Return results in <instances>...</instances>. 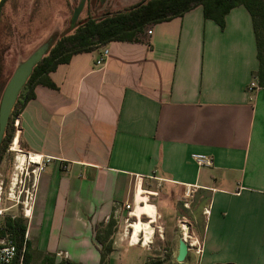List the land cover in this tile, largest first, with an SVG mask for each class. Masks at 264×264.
Here are the masks:
<instances>
[{
    "label": "crops",
    "instance_id": "obj_1",
    "mask_svg": "<svg viewBox=\"0 0 264 264\" xmlns=\"http://www.w3.org/2000/svg\"><path fill=\"white\" fill-rule=\"evenodd\" d=\"M258 69L244 6L224 28L199 6L58 66L56 89L37 86L19 115L22 151L52 159L27 218L32 264L46 255L100 264L94 228L114 218L123 230L136 188L135 223L154 235L142 215L166 228L186 220L200 264H264V88L256 80L250 91ZM147 197L155 204L140 205ZM118 244L110 264L125 255Z\"/></svg>",
    "mask_w": 264,
    "mask_h": 264
},
{
    "label": "trees",
    "instance_id": "obj_2",
    "mask_svg": "<svg viewBox=\"0 0 264 264\" xmlns=\"http://www.w3.org/2000/svg\"><path fill=\"white\" fill-rule=\"evenodd\" d=\"M199 6L204 8L205 18L215 21L222 28L225 27L226 16L231 10L240 6L248 10L253 19L259 60V69L255 76L259 87L264 88V0H143L115 13L89 15L83 20H78L69 34L60 38L54 36L46 56L34 68L12 111L0 148V166L15 137L13 118L19 116L28 102L35 98L34 90L37 86L56 89L50 74L56 71L58 66L68 64L76 55L94 52L112 42H134L149 25L182 17ZM27 230L28 222L22 217H6L0 223V238L9 237L17 247L15 264H32L26 243ZM94 230L100 246V264H110L114 245L112 238L117 231V221L111 218L106 225L97 224ZM41 264L78 263L65 259L57 263L54 256L46 255ZM146 264L165 263L160 259H152Z\"/></svg>",
    "mask_w": 264,
    "mask_h": 264
},
{
    "label": "rangeland",
    "instance_id": "obj_3",
    "mask_svg": "<svg viewBox=\"0 0 264 264\" xmlns=\"http://www.w3.org/2000/svg\"><path fill=\"white\" fill-rule=\"evenodd\" d=\"M80 1L81 0H25L21 3L24 8L19 12L17 21L14 22L16 25L15 32L9 34L10 39H8V34L5 35V43L3 44V61L0 75V103L5 87L19 64L31 56L52 36L60 38L70 33V21L73 17V11L79 5ZM142 1L143 0H106L105 3L102 4L100 0H89L88 6L83 11L80 19L83 20L89 15L101 16L106 13H115ZM41 8L45 10V23L39 24V22L36 21L30 26L27 23L29 13L34 9L37 15L38 10ZM16 164V154L11 152L9 148L0 166V185L3 184L1 200H3L5 206H9L15 202L18 203L16 200L18 199L19 187L22 186L21 179L26 181L24 184H28L29 177L26 172L21 174L16 170ZM10 193L13 196H9ZM24 195L21 201H26V195ZM11 197L12 201L9 199ZM155 202L154 199L150 200V204L154 205ZM10 214L22 217L24 221H27V218L24 216V207L22 204H19L12 211L7 213V215ZM142 217V221L147 223L148 218L145 216ZM182 222H186L188 225L186 220L175 218L173 225H169V227L166 228L161 224V219L159 218L158 224L163 226L162 232L159 233L156 231V234L152 236L153 238H151L150 244L147 246L143 244L131 246L129 240L121 243L119 241L118 249L119 251H124L125 255L123 256V254L121 255L118 253L117 264H146L152 259H160L165 264H200V256L197 255L194 250L190 252L185 262L179 263L176 260L179 240L183 238V231L181 229ZM188 228L189 233L190 227ZM122 234L123 230L117 227L116 234L112 238L114 245L117 243L118 239L121 238Z\"/></svg>",
    "mask_w": 264,
    "mask_h": 264
},
{
    "label": "built area",
    "instance_id": "obj_4",
    "mask_svg": "<svg viewBox=\"0 0 264 264\" xmlns=\"http://www.w3.org/2000/svg\"><path fill=\"white\" fill-rule=\"evenodd\" d=\"M153 31L151 29H149L147 31V35L150 36L152 35ZM110 57V50L108 48H105L102 52V54L100 55V57L98 58V60L96 61V65L98 67H103L106 63L107 60ZM256 78L254 79V81L252 82L251 86H250V91L254 90L256 88ZM13 125L15 127V137L14 140L11 144L10 147V151L14 152L16 154V163L19 159V155L23 154L24 152L22 151L19 142L16 144V139H17V135L20 132V116L14 117L13 118ZM26 155V154H25ZM35 157V156H33ZM37 158V160H34L32 158V156L28 155L27 158V162L23 168H21L20 166H18V163L16 164V170H18L21 174H24L26 172L27 176L29 177L28 179V184H24L26 181L24 179H21V183L22 186L19 187V192H18V199L13 204L9 205V206H5V204L3 203V200H1V195H2V190H3V184L0 185V223L1 221L6 218L7 216L15 219L17 216L10 214L7 215L8 212L12 211L15 207H17L19 204H22L24 207V216L25 218H30L32 215V204L34 203L35 199H36V192H37V185H38V180L40 178L41 173L44 171L46 165L48 163H50L52 161V159L47 158V159H42L40 157H35ZM192 159L199 165V166H205V167H210L213 165V159L209 156L206 155H193ZM27 179V178H26ZM147 192L143 191V196L145 197ZM26 195V201H21V198L23 197V195ZM24 195V196H25ZM137 195H138V188L135 189V193H134V201H133V205L127 204L125 206L126 210L129 211V213L127 214V217L124 220V228H123V234L121 236V238L118 239V241L120 242H125L129 240V244L132 246V236H133V225L135 222H138L141 218L133 215V211L136 208L137 205ZM9 196H13L11 193L9 194ZM15 197L17 198V196L15 195ZM14 197V198H15ZM148 201H141L140 205L145 206L146 203L150 204V197H147ZM12 201V197L9 198ZM185 207H188L189 204L188 203H184ZM132 210V211H131ZM148 218V223H150L154 229V234H156V231H158L159 233L162 232L163 226L158 224V215H157V219L155 223L153 222V219H151L148 215H142ZM141 216V217H142ZM184 220V219H183ZM182 223H186V222H182ZM187 224V223H186ZM182 231H183V235L185 236V234H188V230L189 228L185 231L182 227H181ZM154 236V235H153ZM144 234L140 235V242L137 243V245L140 244H144ZM153 238V237H151ZM186 241L190 247V249H196V253L197 255H200L202 253L201 248L199 246V242L195 239H193L191 236H188L186 238ZM136 245V246H137ZM17 247L16 245L13 243V241L9 238V237H3L0 238V264H15L16 258H17Z\"/></svg>",
    "mask_w": 264,
    "mask_h": 264
},
{
    "label": "water",
    "instance_id": "obj_5",
    "mask_svg": "<svg viewBox=\"0 0 264 264\" xmlns=\"http://www.w3.org/2000/svg\"><path fill=\"white\" fill-rule=\"evenodd\" d=\"M3 0H0V6ZM106 0H102L104 3ZM86 0H82L79 7L74 11L73 24L76 23L84 9ZM51 47V42L46 43L39 47L31 56L22 61L13 76L9 80L7 86L2 95L0 103V148L3 143L5 132L9 126L12 111L24 90V87L32 75L34 68L43 60L47 52ZM190 253V247L186 239L181 238L179 240L178 255L176 257L177 262L183 263L186 261Z\"/></svg>",
    "mask_w": 264,
    "mask_h": 264
},
{
    "label": "flooded vegetation",
    "instance_id": "obj_6",
    "mask_svg": "<svg viewBox=\"0 0 264 264\" xmlns=\"http://www.w3.org/2000/svg\"><path fill=\"white\" fill-rule=\"evenodd\" d=\"M25 0H3L0 6V75H1V69H2V50L4 47L5 43V35L8 34V39H10L9 34L15 32V21H17V17L19 12L24 8L21 3ZM82 1V0H81ZM79 2V5L81 3ZM92 1V0H91ZM102 3V0H100ZM89 0H86L84 9L82 10L81 15L83 14V11L85 8L88 6ZM105 3V2H104ZM103 4V3H102ZM79 5L74 9V11L79 7ZM74 11H73V17H74ZM80 15V16H81ZM73 17L71 19V27L76 24H73ZM80 19V17H79ZM78 19V20H79ZM36 21L39 22V24H44L45 23V10L43 8L38 10V14H35V10L32 9V11L29 13V17L27 18V23L31 26L33 25ZM78 22V21H77ZM54 39V36H52L48 41H45L44 43H49ZM44 45V44H43Z\"/></svg>",
    "mask_w": 264,
    "mask_h": 264
},
{
    "label": "bare ground",
    "instance_id": "obj_7",
    "mask_svg": "<svg viewBox=\"0 0 264 264\" xmlns=\"http://www.w3.org/2000/svg\"><path fill=\"white\" fill-rule=\"evenodd\" d=\"M16 144L18 143V139H16ZM27 158L28 156L25 155V153L19 155V159L17 161L18 166H20L21 168H23L26 165L27 162ZM32 158L34 160H37V158L33 157ZM145 224V223H144ZM181 227L186 231L188 229V225L186 223H182ZM133 236H132V244L135 243L137 245V243L140 242V236L139 235H143L142 232L145 231V238H144V244L143 245H148L150 244V239L151 236L153 235V230L149 225H143L142 223H135L133 225ZM139 236V237H138ZM189 235L186 233L185 236L183 235L184 239H186Z\"/></svg>",
    "mask_w": 264,
    "mask_h": 264
}]
</instances>
